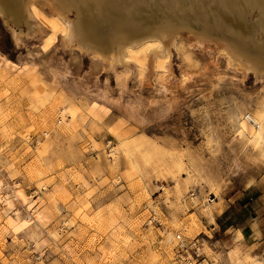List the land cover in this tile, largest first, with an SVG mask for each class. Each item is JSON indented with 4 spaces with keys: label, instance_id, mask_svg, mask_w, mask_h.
I'll return each mask as SVG.
<instances>
[{
    "label": "rangeland",
    "instance_id": "rangeland-1",
    "mask_svg": "<svg viewBox=\"0 0 264 264\" xmlns=\"http://www.w3.org/2000/svg\"><path fill=\"white\" fill-rule=\"evenodd\" d=\"M33 8L34 32L0 16V264H175L177 234L196 264H264V74L184 32L110 70Z\"/></svg>",
    "mask_w": 264,
    "mask_h": 264
},
{
    "label": "bare ground",
    "instance_id": "bare-ground-1",
    "mask_svg": "<svg viewBox=\"0 0 264 264\" xmlns=\"http://www.w3.org/2000/svg\"><path fill=\"white\" fill-rule=\"evenodd\" d=\"M34 5L62 22L64 47L91 54L110 70L127 63L129 48L148 40L156 45L152 55L169 59L184 32L196 45L212 42L243 76L264 74V0H0V16L17 28L24 23L28 32L41 30L32 24ZM20 33L11 30L16 45ZM12 197L8 203L18 201ZM34 213L29 209L26 220Z\"/></svg>",
    "mask_w": 264,
    "mask_h": 264
},
{
    "label": "built area",
    "instance_id": "built-area-1",
    "mask_svg": "<svg viewBox=\"0 0 264 264\" xmlns=\"http://www.w3.org/2000/svg\"><path fill=\"white\" fill-rule=\"evenodd\" d=\"M246 120L250 121L249 117H245ZM60 117H58L56 124H59ZM45 133H41L33 137L32 139H27L31 148H36L40 144V142L44 139ZM2 149L0 147V154ZM13 187L18 186V184L12 185ZM11 188V187H10ZM8 189H5V186L1 187L0 190V206H5L6 200L8 199ZM46 191L45 187L41 186L38 188H34L29 191L26 195V200L29 205L30 210L34 213L36 209H38V202L41 199L42 194ZM156 224L160 225L158 219L155 216L149 217L147 224ZM175 264H196L199 260H201L200 247L198 244V240L190 239L188 241H184L180 235H175ZM34 248V245H31ZM33 259L35 261L40 259V256L34 254Z\"/></svg>",
    "mask_w": 264,
    "mask_h": 264
}]
</instances>
